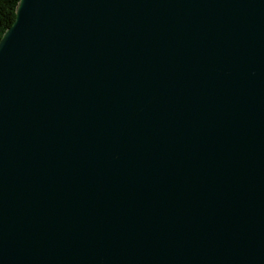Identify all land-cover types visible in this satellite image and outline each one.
<instances>
[{
    "label": "water",
    "instance_id": "1",
    "mask_svg": "<svg viewBox=\"0 0 264 264\" xmlns=\"http://www.w3.org/2000/svg\"><path fill=\"white\" fill-rule=\"evenodd\" d=\"M0 264H264V0H19Z\"/></svg>",
    "mask_w": 264,
    "mask_h": 264
},
{
    "label": "trees",
    "instance_id": "2",
    "mask_svg": "<svg viewBox=\"0 0 264 264\" xmlns=\"http://www.w3.org/2000/svg\"><path fill=\"white\" fill-rule=\"evenodd\" d=\"M19 0H0V39L15 20V10Z\"/></svg>",
    "mask_w": 264,
    "mask_h": 264
}]
</instances>
